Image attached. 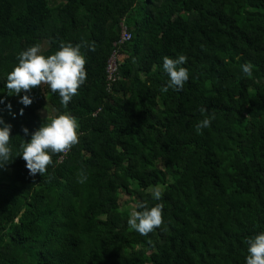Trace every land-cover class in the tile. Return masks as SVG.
Returning <instances> with one entry per match:
<instances>
[{"label": "trees", "instance_id": "16d2710c", "mask_svg": "<svg viewBox=\"0 0 264 264\" xmlns=\"http://www.w3.org/2000/svg\"><path fill=\"white\" fill-rule=\"evenodd\" d=\"M123 25L132 38L109 91ZM61 41L95 47L81 48L87 79L67 107L46 85L28 106L8 95L17 55ZM179 54L189 79L161 93L162 58ZM0 100L13 157L46 100L80 125L43 176L19 156L0 168V264H244L264 230V0H0ZM201 108L214 119L197 132ZM157 185L163 222L142 236L121 194L151 206Z\"/></svg>", "mask_w": 264, "mask_h": 264}, {"label": "clouds", "instance_id": "9594fccd", "mask_svg": "<svg viewBox=\"0 0 264 264\" xmlns=\"http://www.w3.org/2000/svg\"><path fill=\"white\" fill-rule=\"evenodd\" d=\"M87 47L94 51L93 43L61 41L58 49L46 55L41 44H34L22 50L17 55L18 63L7 74L5 90L10 96H18L19 102L24 106L32 104L33 100L28 94L37 86H47V89L59 96L61 105L67 107L78 89L84 85L87 79L86 56L81 48ZM187 56L179 54L175 57L164 56L162 69L167 75V80L161 86V93H167L169 89L182 91L184 84L189 79V71L184 66ZM241 71L247 76L252 75L253 65L245 62ZM25 93L24 95H20ZM3 103V100H0ZM9 109L11 105H8ZM41 126L34 132L23 128L25 136L30 135V140H24L19 145V152L15 157H21L26 163L25 167L29 175L43 176L48 167L53 163V156L65 153L73 145L79 142V122L70 112L64 111L57 114L49 113ZM203 118L195 124V129L200 132L210 127L214 115L206 108L200 109ZM12 125L0 117V168H4L14 160L12 146L10 145V133ZM151 200L154 203L149 206L147 202H140L131 209L127 220L128 226L142 236H147L163 222L162 202L163 191L160 186L150 189ZM247 256L244 264H264V230L245 241Z\"/></svg>", "mask_w": 264, "mask_h": 264}, {"label": "bare ground", "instance_id": "6f19581e", "mask_svg": "<svg viewBox=\"0 0 264 264\" xmlns=\"http://www.w3.org/2000/svg\"><path fill=\"white\" fill-rule=\"evenodd\" d=\"M131 38H132V35H131ZM129 41H127V42H129ZM127 42H125V43H127ZM122 46H123V44L121 46H116L117 47L116 50L118 51V67L114 68V67L107 64V69H106L107 70V90H109V91L112 90L113 85L119 79V68H120V65L122 64V62L124 61V56H120V50H121ZM114 51H113V53H114ZM111 56H110V58H111ZM110 58H109V60H110ZM109 60H108V62H109Z\"/></svg>", "mask_w": 264, "mask_h": 264}, {"label": "rangeland", "instance_id": "374dc122", "mask_svg": "<svg viewBox=\"0 0 264 264\" xmlns=\"http://www.w3.org/2000/svg\"><path fill=\"white\" fill-rule=\"evenodd\" d=\"M43 49H45V45L43 46ZM46 109H48L50 115L51 114H56V111L48 104L47 100L43 103V106L39 109V114L42 117L47 116V111ZM162 189V187H161ZM121 205H122V209H132L133 207H135V202L132 199V197L127 196L126 194H121Z\"/></svg>", "mask_w": 264, "mask_h": 264}, {"label": "built area", "instance_id": "2783aa9c", "mask_svg": "<svg viewBox=\"0 0 264 264\" xmlns=\"http://www.w3.org/2000/svg\"><path fill=\"white\" fill-rule=\"evenodd\" d=\"M130 39H131V33L128 31V28L123 25L120 39L117 41V43H115V45L121 46L122 44L129 41ZM108 65H110L114 68L118 67V51L117 50H115L114 53L112 54V56L108 62ZM67 153H68V151H66L64 153V155H66ZM63 158L64 157H62L60 161H62Z\"/></svg>", "mask_w": 264, "mask_h": 264}]
</instances>
